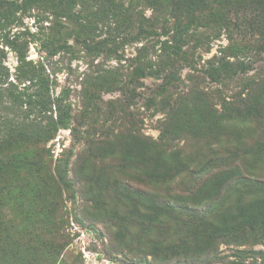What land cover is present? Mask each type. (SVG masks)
<instances>
[{
    "label": "trees",
    "instance_id": "obj_1",
    "mask_svg": "<svg viewBox=\"0 0 264 264\" xmlns=\"http://www.w3.org/2000/svg\"><path fill=\"white\" fill-rule=\"evenodd\" d=\"M33 10L52 17L50 33L37 41L45 54L37 63L28 59L29 33L11 32ZM100 23L133 41L165 38L152 55L157 60L135 69L140 79L163 80L152 93L165 108L158 140L143 136L127 101L103 111L88 92L73 125L68 93L54 94L47 61L71 51L70 38L104 50L106 39L91 43ZM224 33L230 43L204 74L227 86L264 56V0H0V264H65L73 239L64 233L62 191H80L98 222L115 229L108 253L122 254L123 264H264L257 249L264 247V139L254 137L255 121H264V82L230 101L205 92L199 77L187 93L171 92L181 64L194 68L196 50L209 52ZM5 48L18 58L14 76ZM93 85L124 92L107 74ZM96 110L109 126L98 123ZM60 130H71L84 151L71 167L72 147L52 170L43 145ZM186 136L199 140L181 147ZM208 138L215 147L202 143ZM8 209L20 211L24 224ZM222 246L234 249L222 254Z\"/></svg>",
    "mask_w": 264,
    "mask_h": 264
},
{
    "label": "rangeland",
    "instance_id": "obj_2",
    "mask_svg": "<svg viewBox=\"0 0 264 264\" xmlns=\"http://www.w3.org/2000/svg\"><path fill=\"white\" fill-rule=\"evenodd\" d=\"M139 11L145 12L146 16L152 15V10H146L139 7ZM39 12L33 10L29 12L21 20L22 24L13 25L11 27L12 34L14 33H29L30 45L28 52V59L37 63L43 61L45 54L40 52V45L37 43L38 38L44 37L45 34L50 33L52 28L51 19L47 16L43 18L38 17ZM114 26V25H113ZM107 32L106 28L99 24V30L93 35L91 43H98L106 39L107 46L101 50L96 46V49L90 50L81 43L84 38H70L68 43L73 49L71 51L62 52L55 58L47 61V73L51 75L56 81L55 96L61 93H68V102L72 104L74 110V117L78 125L82 120V111L85 110L86 98L88 92L97 95L99 107L105 111L109 103L115 100L121 102L131 103L129 110L135 115V121L141 128V133L145 137L158 140L160 137L159 124L164 119L165 109L159 103L160 98H157L156 104L153 99V91H157L163 85V80L155 78L140 79L136 74L135 69L138 67L148 66L149 59L156 61V51L159 49L158 41L165 38H153L147 41L138 42L133 41L132 36L124 38L122 33L113 31V28ZM35 35L34 38L31 36ZM229 34L224 33L220 38L211 40V49L209 52H203L202 48L196 50L194 57V68H188L181 64L178 70L176 88H172L171 92L187 93L193 85L192 77H199L202 89L207 93L220 91L222 96L230 101L232 98L242 93L246 94L248 85L264 80V56L256 55L254 57V68L245 77H238L230 81L226 85H221L212 82L205 74L204 70L208 63L221 57V50L229 45ZM237 37V36H236ZM91 41V40H90ZM88 41V42H90ZM209 41V40H208ZM201 42L206 44V39ZM7 51V59L5 65L9 68L10 73L14 76L16 67L18 65V58L16 54L9 48ZM151 55V57H150ZM154 57V58H153ZM234 61V59H231ZM111 75L116 80L123 83L124 92L115 91L111 93L102 92L93 85V81L103 75ZM247 85V87H246ZM246 87V88H245ZM252 88V87H251ZM217 109H221L217 102ZM99 113L98 110L95 111ZM99 124L109 126L110 122H105L106 118L99 113ZM98 124V125H99ZM255 138L264 139V121L257 119L254 124ZM186 140H180L181 147H189L195 145L199 139L193 136H186ZM202 143H207L215 147L216 144L213 139H203ZM74 147V157L70 160L73 164L77 161V155L84 151V142L74 144V138L71 130H60L56 138L43 145L44 150L49 154L47 158L48 166L54 168L57 160L66 151H70ZM59 162V161H58ZM73 177V172H70ZM58 203L66 214V226L64 233L69 234L72 238L71 245L65 252V264H123L119 257L112 256L108 251L111 247V240L115 234V229L105 227L98 222L95 210L91 207L90 201L85 199L80 191L75 194H69L62 191L58 194ZM7 213H11L8 209ZM20 211L13 217L21 223L22 217L19 215ZM24 224V223H21ZM233 247H221L222 254H231ZM257 249H263V246H257Z\"/></svg>",
    "mask_w": 264,
    "mask_h": 264
}]
</instances>
